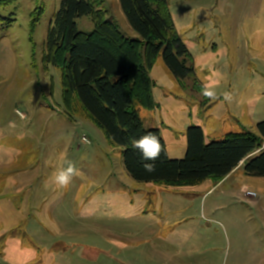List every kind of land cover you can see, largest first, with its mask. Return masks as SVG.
Here are the masks:
<instances>
[{"label": "rangeland", "instance_id": "374dc122", "mask_svg": "<svg viewBox=\"0 0 264 264\" xmlns=\"http://www.w3.org/2000/svg\"><path fill=\"white\" fill-rule=\"evenodd\" d=\"M97 1L123 34L140 38L120 0ZM61 2L0 6V264H264V177L247 175L241 163L224 179L192 186L136 181L124 148L80 99L63 102L62 69L47 62L45 44ZM169 6L200 86L181 83L161 53L150 71L158 106H137L145 128L160 129L171 159L185 158L193 126L204 129L207 143L258 133L264 0ZM77 23L80 31L95 29L90 16ZM62 152L78 175L67 189L46 187L66 166Z\"/></svg>", "mask_w": 264, "mask_h": 264}, {"label": "trees", "instance_id": "16d2710c", "mask_svg": "<svg viewBox=\"0 0 264 264\" xmlns=\"http://www.w3.org/2000/svg\"><path fill=\"white\" fill-rule=\"evenodd\" d=\"M12 1L0 0V6ZM120 2L140 38L126 36L107 20L97 0H62L45 44L47 62L62 69L63 102L69 105L73 97L80 99L108 139L124 148L125 168L136 181L192 186L210 177L224 179L241 163L247 175L264 177V121L258 123V133L230 132L223 140L209 143L202 127H190L183 159L169 157L160 129L145 128L137 106H158L150 71L161 53L181 83L192 79L195 87L200 85L192 53L177 30L169 0ZM84 16L95 22L92 32L78 29L77 21ZM148 132L157 135L162 146L159 158L149 161L155 164L151 173L145 171V161L133 147V141Z\"/></svg>", "mask_w": 264, "mask_h": 264}, {"label": "clouds", "instance_id": "9594fccd", "mask_svg": "<svg viewBox=\"0 0 264 264\" xmlns=\"http://www.w3.org/2000/svg\"><path fill=\"white\" fill-rule=\"evenodd\" d=\"M204 95L212 98L214 93L211 91H205ZM225 99L230 100L231 95L225 93ZM86 138H82V142H85ZM133 147L141 153V158L145 163L143 167L145 171L151 173L155 170V164L150 163L149 161H155L159 158L162 151V146L160 139L154 133L148 132L138 139L133 141ZM59 159L64 160L66 166H60L56 168L48 181H46L45 186L54 185L58 189H67L73 181V177L78 175V170L75 167V164L71 161L66 160V153H60Z\"/></svg>", "mask_w": 264, "mask_h": 264}, {"label": "built area", "instance_id": "2783aa9c", "mask_svg": "<svg viewBox=\"0 0 264 264\" xmlns=\"http://www.w3.org/2000/svg\"><path fill=\"white\" fill-rule=\"evenodd\" d=\"M83 138H86V142H89V139L85 136V137H83Z\"/></svg>", "mask_w": 264, "mask_h": 264}]
</instances>
